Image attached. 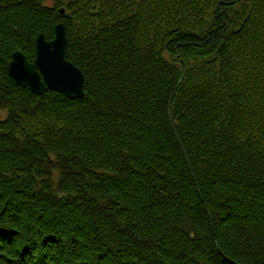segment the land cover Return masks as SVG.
Instances as JSON below:
<instances>
[{"label":"trees","instance_id":"16d2710c","mask_svg":"<svg viewBox=\"0 0 264 264\" xmlns=\"http://www.w3.org/2000/svg\"><path fill=\"white\" fill-rule=\"evenodd\" d=\"M45 1L0 0V264H264V0ZM59 23L81 99L7 74Z\"/></svg>","mask_w":264,"mask_h":264},{"label":"water","instance_id":"95a60500","mask_svg":"<svg viewBox=\"0 0 264 264\" xmlns=\"http://www.w3.org/2000/svg\"><path fill=\"white\" fill-rule=\"evenodd\" d=\"M67 44L65 27L59 23L54 27L52 40L47 41L43 34L36 37L33 62H28L19 51L11 54L8 76L32 94L41 95L50 89L69 99L83 98V74L67 60Z\"/></svg>","mask_w":264,"mask_h":264},{"label":"rangeland","instance_id":"374dc122","mask_svg":"<svg viewBox=\"0 0 264 264\" xmlns=\"http://www.w3.org/2000/svg\"><path fill=\"white\" fill-rule=\"evenodd\" d=\"M45 5L47 7H51L53 4L47 0L45 1ZM4 16V9L1 10L0 8V18ZM6 21L0 23V30L4 31L5 34L10 37V38H13L14 36H16V32L18 33V30L15 28L16 27V24L15 23H12V22H9L7 23ZM15 30V31H14ZM13 45V42H10V43H7V44H4V45H1L0 44V59L2 58V54H3V50L1 49V47H10ZM68 56H69V59H71V57H78L79 56V53L77 52V50L74 48V47H71V50L70 52L68 51ZM91 78V75L89 77V79ZM88 79V81H89ZM87 82V80H86ZM7 113L4 112V111H0V119H5L6 118V115Z\"/></svg>","mask_w":264,"mask_h":264},{"label":"bare ground","instance_id":"6f19581e","mask_svg":"<svg viewBox=\"0 0 264 264\" xmlns=\"http://www.w3.org/2000/svg\"><path fill=\"white\" fill-rule=\"evenodd\" d=\"M84 93V92H83ZM67 99H69V98H67ZM70 100H74V99H70Z\"/></svg>","mask_w":264,"mask_h":264}]
</instances>
